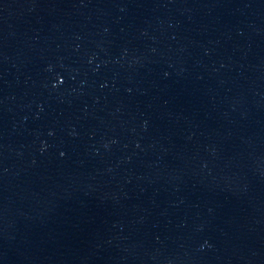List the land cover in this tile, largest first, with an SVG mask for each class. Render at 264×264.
I'll return each instance as SVG.
<instances>
[{
	"label": "water",
	"instance_id": "1",
	"mask_svg": "<svg viewBox=\"0 0 264 264\" xmlns=\"http://www.w3.org/2000/svg\"><path fill=\"white\" fill-rule=\"evenodd\" d=\"M0 264H264V0H0Z\"/></svg>",
	"mask_w": 264,
	"mask_h": 264
}]
</instances>
